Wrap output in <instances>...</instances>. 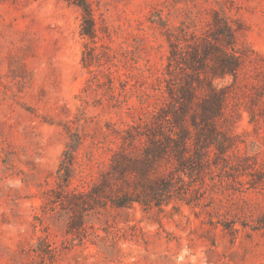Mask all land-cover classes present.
I'll list each match as a JSON object with an SVG mask.
<instances>
[{
  "label": "rangeland",
  "instance_id": "rangeland-1",
  "mask_svg": "<svg viewBox=\"0 0 264 264\" xmlns=\"http://www.w3.org/2000/svg\"><path fill=\"white\" fill-rule=\"evenodd\" d=\"M217 12L245 56L236 79L214 80L227 95L217 131L230 154L262 160L264 0H0V264H264V228L247 215L264 214V189L216 166V147L202 166L195 155L194 120L216 103L205 48L223 46ZM182 24L202 36L183 57L169 39ZM76 134L74 182L109 185L70 227L79 213L43 204ZM166 182L162 204H116Z\"/></svg>",
  "mask_w": 264,
  "mask_h": 264
},
{
  "label": "trees",
  "instance_id": "trees-1",
  "mask_svg": "<svg viewBox=\"0 0 264 264\" xmlns=\"http://www.w3.org/2000/svg\"><path fill=\"white\" fill-rule=\"evenodd\" d=\"M211 24L216 27V39L220 40L223 43V46L211 45L206 47V53L211 54L213 63L210 65V71H207L206 81L209 84L211 91H213V97L216 101L215 105H212L210 109L204 112L201 119L203 124L197 120H194L195 128V155L196 159L202 166L203 161H205V155L208 153V149L211 147H216L218 150L215 152L214 163L216 166L221 165L226 172L237 173L239 176H244L245 180H242L241 183L247 189H264V159L259 160L257 154L248 155L241 153L240 151L233 152L230 154L228 152V147L232 143L228 142L226 135L219 133L216 126V117L222 114V107L227 101V95L225 90L218 88L214 85V80L217 78H226L229 75L235 77L239 76L241 69L244 66L245 56L244 53L237 46L235 28L230 24L226 16H221L219 12L215 15ZM177 32L172 33L169 36L171 43L174 46L173 55L179 54L181 57L184 56V52L189 45L190 40L194 43H197L201 39V34L197 30H192L191 27L187 24H182L177 27ZM192 59L189 66L196 68V62H199L198 50H193L191 53ZM177 58V57H176ZM175 58V59H176ZM193 96V92H189ZM210 104H206L207 106ZM224 112V111H223ZM264 116L263 114H261ZM208 126L207 129L204 126ZM191 128H186L182 130V136L180 138L181 146H189ZM70 132V131H69ZM82 137L79 134H76V139H73V143H68V150H65L64 154L68 153V160L64 161V167L59 169V180L57 181L56 186L51 188L48 191L47 200L43 204L45 211L52 208L53 204L60 202L61 204H66L69 208L68 214L71 212L79 213V218L77 222L72 223L80 225L83 223L84 211L89 210L90 208H95L97 205L101 204L100 197L101 193L106 190V186L109 185L108 182L105 184H97L95 177H88L84 174H80L77 178V182H74V171H75V158H76V149L81 143ZM75 142V143H74ZM179 159H183V155H180ZM223 160V161H221ZM127 165L122 162H117L114 166V169L120 174V178L123 183H128L125 179L127 174ZM183 178V177H182ZM185 181V179H181ZM121 184V188H124ZM145 186V185H144ZM147 186H150L147 184ZM174 184L172 182H166L163 187H160V195L156 192V187H151L154 191V194H150L146 190L145 197H132L129 193H124L120 200L116 203L118 206H127L133 203L135 200L150 204L153 200L160 196V204L164 202L163 196L164 192L170 191L173 188ZM247 215L252 218V221L255 224H250L254 229L264 228V214L259 215L254 219V215ZM231 224H227L231 231H237V228L234 226L233 221ZM244 226L247 223H243ZM58 247H52L49 251H44V253L51 260L55 259L58 253Z\"/></svg>",
  "mask_w": 264,
  "mask_h": 264
}]
</instances>
